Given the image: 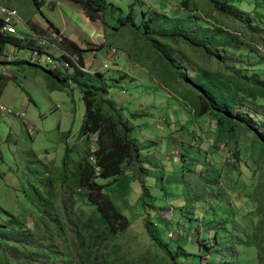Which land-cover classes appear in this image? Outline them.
<instances>
[{
    "label": "rangeland",
    "instance_id": "obj_1",
    "mask_svg": "<svg viewBox=\"0 0 264 264\" xmlns=\"http://www.w3.org/2000/svg\"><path fill=\"white\" fill-rule=\"evenodd\" d=\"M53 1L39 0L36 4L35 0H13V8L22 17L16 37L29 35V19L33 15L48 26L40 11L51 15ZM106 1L121 10L123 18L132 13L141 32L159 13L180 18L188 15L180 7L182 0ZM192 1L198 3L197 10L191 13L194 16L220 28L225 35L237 30L243 47L226 55L227 62L222 66L225 72L241 76L258 73L264 79V47L263 50L255 47L257 42L264 43V0H234L230 17L220 14L209 0ZM217 1L218 5L226 3ZM63 11L86 37L94 35L95 29L79 13L72 15L69 8ZM241 13L244 20H250L249 28L240 21ZM106 17L112 26H120L119 31L113 28L112 33L117 34V46L128 57L123 66L129 76H119L121 67L113 65L104 83L111 86L110 100L121 108L119 114L133 128L131 138L144 148L141 162L148 177L128 172L116 178L99 179L131 225L100 244L93 237L80 250L81 255L87 264H168L171 258L177 264H188L186 256L192 260L190 264H200L191 259L189 251L199 255V259L204 256L203 260L210 264H264V152L253 145L252 134L245 130L235 139L219 140L211 116L197 119L190 105L148 77L143 82L144 93L140 97L138 93L134 95L130 83L138 84L139 76L154 75L152 45L148 38L122 27L118 14L106 13ZM56 46L60 47L58 43ZM6 49H10V43ZM55 53L61 55L57 50ZM180 56L183 63L188 61ZM5 69L9 81L0 95V106L7 108V111L0 109V221H8L9 214L14 213L23 220L24 229L39 232L36 224L39 213L26 194L32 188L39 189L35 172H43L44 177L56 175L64 158L68 132L69 144L76 143L86 106L73 81L82 77L76 75L75 67L69 73V68L61 66V79L69 83L61 87L57 77L33 76L28 64L20 70L16 66ZM78 69L85 71L80 65ZM114 74L117 76L113 77ZM92 78L102 82L105 76ZM144 90L150 92V98L143 96ZM242 101L237 112L252 118L259 130H264V99ZM140 112L145 115L132 117V113ZM142 181L153 199L142 194ZM76 211L84 218V224L93 222L86 230L88 236L100 234L99 215L94 206L78 200ZM177 230L182 236L177 241L170 239V234L176 236ZM57 243L62 249L66 246L63 236Z\"/></svg>",
    "mask_w": 264,
    "mask_h": 264
},
{
    "label": "trees",
    "instance_id": "obj_2",
    "mask_svg": "<svg viewBox=\"0 0 264 264\" xmlns=\"http://www.w3.org/2000/svg\"><path fill=\"white\" fill-rule=\"evenodd\" d=\"M35 1L39 3V0ZM71 1L81 5L86 15L93 20L100 13L118 14L122 27L127 26L136 36L149 39L152 45L150 52L155 55L151 70L153 78L165 90L176 95L182 103L190 105L197 119L211 116L217 126L219 140L235 139L245 130L252 134L253 145L264 152V130H259L252 118L237 112L238 105L243 104V98L254 102L264 99V79L258 73L252 76L227 74L222 68L227 62L226 55L240 51L243 47L237 30L233 29L225 35L220 28L194 16L191 13L197 10L198 3L192 0L180 2L187 16L180 18L159 13L151 18L145 32L140 31L132 13L123 18L121 10L106 0ZM209 2L220 14L231 16L234 0H226L221 5H218L217 0ZM242 16L241 13L240 21L249 28L250 20H244ZM49 26L61 35L53 25ZM29 28L36 34L46 33L32 20L29 21ZM117 28L119 31L120 26ZM9 43L17 48L26 47L16 36L0 33V56L4 55ZM59 46L63 58L75 67L76 75L82 77L81 80L73 81V84L83 95L86 112L76 143L70 145L67 142L70 132L65 135L64 158L56 175L44 177L43 172H35L39 189L32 188L26 194L39 213L36 220L39 232L24 229L23 220L14 213L9 214L8 221H0V264H10L13 260L17 264H87L80 250L85 249L93 237L100 244L113 235L125 232L131 225L128 216L118 210L106 192L107 186L101 184L99 179L116 178L128 172H138L139 176L148 177L141 162L144 148L133 141L132 126L119 114L121 108H117L110 100L111 86L95 81L88 73L78 69L79 64L83 66L86 50L75 41L63 37ZM28 47L30 50L36 48V42L31 38ZM255 47L263 50L264 43L257 42ZM75 55L78 58L74 62L71 56ZM180 55L188 61L183 63L179 59ZM214 63L221 67L214 68L211 65ZM24 64H28L35 73L57 77L61 87L69 85V77L64 78L67 81H62L60 69H47L25 61L10 66L20 68ZM0 65L5 67L8 63L1 62ZM8 81L9 77L0 74V95ZM143 115L145 113H132L133 118ZM235 157L239 155L236 153ZM144 181L142 194L153 199ZM78 200H85L96 208L100 232L97 236L87 235L88 225L91 227L93 222L84 224V218L76 211ZM27 213L29 215V209ZM171 214L174 215V212ZM176 232L177 235H172L170 239L177 241L182 236L179 230ZM189 235L193 236L191 233ZM43 236L46 238L43 239ZM60 236L65 238L66 246L63 249L57 243ZM197 243L200 247V242ZM187 254H192L191 259L200 264H210L203 260L204 256L199 259L195 253L187 251ZM188 257L185 260L190 264L192 260L186 259ZM168 264H177L176 259L171 258Z\"/></svg>",
    "mask_w": 264,
    "mask_h": 264
},
{
    "label": "crops",
    "instance_id": "obj_3",
    "mask_svg": "<svg viewBox=\"0 0 264 264\" xmlns=\"http://www.w3.org/2000/svg\"><path fill=\"white\" fill-rule=\"evenodd\" d=\"M42 1H46V0H42ZM4 4L8 7H11V8L14 7L13 6V0H4ZM36 4H37V2H36ZM52 5H53L52 14H51L52 16L51 15L47 16L43 11H40V12L44 15L45 19L48 21L47 24L53 25L55 28H57L61 32V35L63 37H67V38L75 41L80 47H82L86 50L84 52V60H83V67L85 68L84 72H86L92 76H105V78L102 79V82H106L109 70L112 68L113 65H117L118 67H121V69H122L121 73L118 72L119 76L121 74H127V76H129V74H128L129 71H125L124 66H123V63H126V61H128V57L126 56L125 52L119 50V48L117 46V45H119L118 40H117L118 39L117 34L112 33L113 28H116V31H118L117 30L118 28H117V26H112L110 24L108 18L106 17V13H100L99 17L93 20V19H90L86 15V13H85V11L81 5L75 3L71 0H54ZM63 8L71 9L73 11L72 15H74L75 13H79L83 17V19L86 21V23L95 29L94 35L91 38L86 37L85 34H83V32L80 31L77 26H75L73 21L67 17L66 13L63 11ZM30 20L37 23L43 29L47 28L49 26V25L48 26L44 25L43 22L40 21L39 19H37L35 15H33L31 17V19H29V21ZM66 21L68 23L72 24V26H70L69 24L67 25ZM98 22H100L101 24L99 25ZM27 25H28V23H27ZM33 35H34V33L29 28V35H27V37H25V36L17 37L23 42L22 44L26 47L25 48H21V47L17 48L15 45L11 44L10 49L5 48L4 55L0 56V63L3 61L8 63V65L5 66V68H6L7 66H10L12 63H20L22 61L26 62V58L28 57V55L30 54V51H31L30 48L28 47L29 46V38H33ZM110 48H117L119 50V53L117 54L116 59L113 62H111V64H109V67L105 68L103 66L104 63H109L108 60L106 59V57H107L108 52L110 51ZM51 50L54 53H55V50L59 51V53H63V52H61V49L58 48L57 46H53L51 48ZM10 54L17 56V59L13 62L8 61L7 56ZM73 69L74 68H71L69 73ZM18 70H20V68ZM30 70L31 69H29V73H30ZM75 70L76 69H74V72H75ZM118 70H119V68H118ZM31 71H32L33 76L39 75V73H35L33 70H31ZM6 72L8 73V71H6ZM133 75H134V72H133ZM147 75L148 76H139L138 80H140V82L138 84H134L133 82L130 83L134 86V89H133L134 95H135V93H138V95L140 97L141 93H144L142 89L146 88L145 84L143 83L145 77L150 78V80L154 83H158L155 79H153L152 76H150L149 74H147ZM4 76H6V75H4ZM110 76H112V75H110ZM115 76H117V75L114 74L113 77H115ZM138 85H141L142 88H140V87L137 88ZM144 91L146 94H144L143 96L145 98H150L151 97L150 92H147L146 90H144ZM152 92L155 93V90H153ZM140 113H142V112H140ZM59 127L60 126H58V128ZM69 138H68V141H69Z\"/></svg>",
    "mask_w": 264,
    "mask_h": 264
},
{
    "label": "built area",
    "instance_id": "obj_4",
    "mask_svg": "<svg viewBox=\"0 0 264 264\" xmlns=\"http://www.w3.org/2000/svg\"><path fill=\"white\" fill-rule=\"evenodd\" d=\"M51 1V0H49ZM21 22V17L18 10L15 8L8 7L4 4V0H0V33L10 36H16L18 34V24ZM45 34L34 33L32 40L36 42V48L30 51V54L26 58V62L32 65H38L47 69H59L61 66L66 68H74L69 61L63 58V53L60 56H56L51 50L56 43L60 44L62 42V35H59L52 27L48 26L44 28ZM60 48V47H59ZM61 49V48H60ZM61 52L62 49H61ZM119 50L117 48H110L106 59L109 63H104V67L108 68L109 64L116 59ZM8 61H15L17 56L10 54L7 56ZM78 56H71L72 61H76ZM5 62V61H3ZM3 67V66H2ZM0 67V74H4L5 68ZM0 109L7 111L5 106H0ZM24 117V114L20 115ZM172 219V216H171ZM170 219V220H171ZM168 220V217H167ZM168 220V221H170ZM174 234H170L172 237Z\"/></svg>",
    "mask_w": 264,
    "mask_h": 264
}]
</instances>
